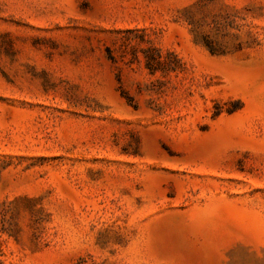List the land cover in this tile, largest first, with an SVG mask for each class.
<instances>
[{"label": "rangeland", "instance_id": "rangeland-1", "mask_svg": "<svg viewBox=\"0 0 264 264\" xmlns=\"http://www.w3.org/2000/svg\"><path fill=\"white\" fill-rule=\"evenodd\" d=\"M0 264H264V0H0Z\"/></svg>", "mask_w": 264, "mask_h": 264}]
</instances>
